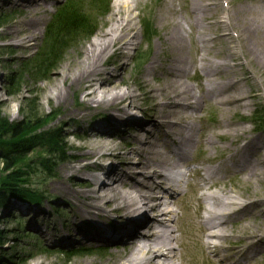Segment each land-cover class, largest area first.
<instances>
[{
  "label": "bare ground",
  "instance_id": "obj_1",
  "mask_svg": "<svg viewBox=\"0 0 264 264\" xmlns=\"http://www.w3.org/2000/svg\"><path fill=\"white\" fill-rule=\"evenodd\" d=\"M142 1L114 0L107 24L81 45L78 52L67 54L60 69L52 75L49 99L54 97L59 104L70 107L72 91L80 89L84 91L83 101L88 108L94 104L103 106L102 112L111 117L93 122L88 129L81 126L85 131L79 137L84 142L77 145L81 151L72 156L65 154L67 162L60 169L53 168L51 174H55L56 179L47 182L46 186L50 197L56 196L71 208L76 226L74 240L71 241L72 234L64 233L65 228L54 229L56 235L64 234L61 239L66 245L78 242L85 246L88 243L92 246L89 247L101 252L116 250V259L109 258L102 264H186L182 247L173 243L178 241L180 229L170 222L179 209L178 186L185 177L183 169L191 151L202 149L209 153L201 166L191 170L197 180L201 179V186L196 189L199 191L197 199L203 202L200 213L206 212L203 230L211 232L205 231V241L199 239L204 255L206 245L211 246L212 240L230 235L226 225L231 213L229 209L234 205L244 209L248 204L244 200L247 198L244 190L237 191L236 196L232 188L221 186L217 190L215 184L218 181L214 179L233 167L240 169L243 180L251 176L259 181L264 179V171L257 169V165L264 162L260 151L264 142L259 137L241 138L246 142L240 155L237 149L232 150L215 166L205 164L216 158L213 150L219 148L217 143L226 140L229 132L238 134L245 129L243 126L232 127L230 113L236 107L249 105L250 93H246L243 84L250 77L260 84L252 64L264 61V1L244 6L235 5L233 0H162V7L168 11L161 9L159 21L164 36L159 38L157 56L168 49V76L155 77L160 64L154 56L141 75H134L133 84H127L121 77L114 78L115 73L107 66L116 57H122L124 49L133 45L138 47L135 10ZM177 2L184 4L187 17L185 13L177 12ZM10 3L21 7L20 14L24 19L10 25L5 36L16 46L31 49L41 38L45 13L53 0H10ZM154 35L155 32L150 31V37ZM194 35L198 46L192 50L191 37ZM189 40L190 48L187 46ZM223 41L225 44L219 45ZM248 64L249 76L244 71V65ZM195 69L203 73L199 78V93L193 84L184 80H189L188 75ZM124 85H127L126 89ZM138 90L147 95L151 119L139 116L141 95ZM254 91L260 93L263 89ZM206 100L223 107L219 110L221 118L212 126L204 125V120L198 117L197 109L203 107ZM63 113L68 118L73 111L66 109ZM131 129H135L134 132ZM124 132L131 133L132 143L115 141L116 137H126ZM97 134L106 138L103 146L108 145V148L100 158L109 159L108 162L75 165L90 161L101 152L91 142ZM121 146L126 151L118 150ZM96 168H102L103 174H93L83 185L78 184L76 178L82 172ZM195 178L191 180L194 184ZM80 186L83 190L78 189ZM220 193L225 198H221ZM112 202L117 203V207H109ZM120 208L126 209L125 213ZM201 218V215L197 216L198 220ZM257 226L252 225L253 231L258 229ZM241 230L245 235L248 225H242ZM40 231L47 232L42 228ZM214 244V247L219 246L217 241ZM76 258L64 264H97L95 259ZM221 261L233 264L230 255L223 256Z\"/></svg>",
  "mask_w": 264,
  "mask_h": 264
},
{
  "label": "rangeland",
  "instance_id": "obj_2",
  "mask_svg": "<svg viewBox=\"0 0 264 264\" xmlns=\"http://www.w3.org/2000/svg\"><path fill=\"white\" fill-rule=\"evenodd\" d=\"M113 1L53 0L49 11L45 13L46 16L42 25L43 32L40 35L41 38L37 41L38 43L31 49H23L13 44L14 42L5 36L10 25L24 19V16L20 14L21 7L11 4L10 0H0V118L7 120L9 123L24 121V126L30 129L18 137H12L11 133H7L8 136L0 137V147L2 149L12 143L26 141L39 131L59 130L63 140V148L67 152L66 154L72 156L81 151L77 149V145L84 142L79 138L85 132L82 131L81 126L84 125L88 129L93 122L111 117L108 113L102 112V109L104 110L103 106L97 107L94 104L88 108L83 101L84 91L80 89L76 90L74 88L72 95L69 97L70 107L73 109L71 110L70 107L59 104L54 97L49 99L48 87L51 86L52 75L55 70L60 69V65L66 60L67 54L73 55L78 52L81 45L93 38L107 24L108 13L112 8ZM262 1L264 0H233V3L249 6ZM161 2L162 0H143L135 10V14H137L135 21L139 29L140 43L138 47L133 45L124 49V55L116 57L107 66L111 72L115 73L114 78L119 79L121 77L125 83L133 84L134 75H141L154 56L158 57L160 64L155 77L162 79L164 76H168L166 70L167 59L170 55L168 49L159 52L157 56L159 38L163 39L164 36L163 26L159 21L161 9L168 11L167 8L162 7ZM176 4L177 12L183 15L184 11H187L184 4L182 2ZM68 15H77L80 19L74 25L68 26L66 19ZM184 15L188 16L187 13ZM150 16L153 22L150 20ZM59 18L60 24H57ZM150 31L155 32L153 37H150ZM191 41L194 43L193 50L196 45L198 46L196 35L193 38L191 37ZM191 41H188V48H190ZM52 43L54 46L57 45L56 51L59 50L55 56H52L51 53ZM224 44L225 41L222 44L219 43V45ZM241 61L243 60L238 62ZM255 62L252 64L254 69L251 63L250 67L259 77L260 84L254 77H250L248 82L243 84L246 93H250L249 105L247 107H236L230 113V119L234 124L232 127L243 126L245 129L243 132L239 131L238 134L229 132L226 140L218 142L219 148L213 150L216 158L205 163L207 167L213 164L216 165L227 158L229 151L237 149L240 155L241 151L244 150L243 148H245L243 147L245 140L259 137L261 142H264V61ZM44 63L46 64L43 65ZM248 66L249 64L244 65L247 76L251 74V69L247 68ZM200 77H203V73L195 69L188 75L189 80L187 78H184V80L193 84L196 92L199 93ZM220 80L223 81V79ZM124 86V89H126L127 85ZM257 88H262L263 92L254 91ZM137 92L141 95L140 103H138L141 108L139 116L151 119V104L145 99L147 95L142 94L141 90ZM75 93L76 97L74 96ZM124 104L128 105V102ZM221 108L223 107L206 100L204 106L197 109L198 117L204 120V125L212 126L221 118L222 115L219 111ZM66 109L70 112L73 111L68 118L63 113ZM83 115H86L85 118ZM134 130L131 129L130 131L134 132ZM124 133H126V137H116L115 141L132 143L131 133ZM241 138H245V140ZM105 140V136L95 135L91 142L101 152L92 156L90 161L74 164L77 166L86 162L106 164L109 159L101 160L100 158L101 154L106 152L108 148V145L103 146ZM262 147L263 149L260 150L262 152L261 158L264 159V143ZM118 150L126 151L122 146ZM45 155V151L40 148L25 152L17 157L18 163L9 170L5 169L3 159L0 157V180L3 177L5 178L10 171L13 172L19 168L20 172H28L31 175L28 184L45 198L39 204L38 202L32 203L18 197H11L6 205L0 208V264H64L65 262H71L72 259L73 261L77 260L76 257L95 259L97 264H102L109 258L116 259V250L101 252L97 249L88 248L91 246L88 243L86 244L88 246L80 245L78 242L66 245L61 239L64 234H55V228H65L64 233L66 231L68 235L72 234L71 241H73L76 226L74 225L71 208L56 196V198L49 196L51 193L46 184L56 179L55 174H49L44 170L35 169L36 171H30L31 168L29 169L33 162H35L33 165H38L37 162ZM208 155L209 153L205 150L194 149L186 159L187 164L183 169L185 177L178 186L180 191L177 197L179 209H177L178 212L174 220L170 222L172 226L179 227L180 232H177V237L180 242L175 240L173 243L182 247L186 264H228L221 261L222 257L227 255L232 257L233 264H264V179L259 181L251 176L250 179L243 180L240 169L234 167L228 173L214 179L218 181L215 187H217V190L221 186L232 188L235 191V196L238 194L237 191L244 190L248 198V200L247 198L244 200L248 204L244 209H237L238 205H234L229 209L231 213L226 225L230 229V235L212 240L214 243L217 241L219 246L206 245L207 251L204 255L201 241L206 239L203 234L207 230H203L202 225L206 212L200 213V204L203 202L197 199L199 191L197 192L196 189L197 186H201V179L197 180L191 174V170L201 166ZM52 157L55 159L54 170L60 169L67 162V159L56 153ZM258 168L264 171V162L259 163ZM96 169L82 172V175L76 178L78 184L83 185L85 180H89V177L97 172H101L100 175H102L103 171H99L102 168ZM247 175L245 174V176ZM194 178L196 180L195 184L193 181L191 182ZM11 180V178L8 180L9 184ZM18 184L22 185L23 183L19 182ZM28 184L26 183V185ZM83 188L78 187L79 190H83ZM219 195L221 198H225L223 194L220 193ZM117 205V203L112 202L109 207L115 208ZM120 209L123 211L122 213H125L126 209ZM198 215L202 216L200 220L197 219ZM242 225H248L245 235L241 230ZM252 225H258V229L253 231L255 229ZM41 228L47 231L46 234H43V231L39 232ZM144 231L146 232L147 229ZM246 250L248 251L244 254ZM178 253L181 254L180 250ZM238 260L240 261L238 262Z\"/></svg>",
  "mask_w": 264,
  "mask_h": 264
},
{
  "label": "trees",
  "instance_id": "obj_3",
  "mask_svg": "<svg viewBox=\"0 0 264 264\" xmlns=\"http://www.w3.org/2000/svg\"><path fill=\"white\" fill-rule=\"evenodd\" d=\"M68 26H72L79 21L77 15L66 16ZM66 23V22H65ZM57 24H60V18ZM52 56H55L59 50L56 51L57 45L54 46L52 43ZM44 63L43 65H45ZM47 67V66H46ZM29 127L24 126V121L9 123L7 120L0 118V137L8 136L7 133H11L12 137H18L28 132ZM61 133L59 130H43L31 136L26 141L20 143H12L9 146H4L2 149L0 147V157L3 159L5 164V169L9 170L13 168L18 163V158L25 152L35 150L37 148L43 149L46 153L45 157L37 162L38 165H33V162L29 169L34 171L38 169L39 171H47L49 174L53 171L55 159L52 157L55 153L64 158L66 154L63 148V140L61 138ZM52 157V158H51ZM19 169V168H18ZM16 169L13 172H9L5 178L0 180V208L6 205V202L11 197H18L28 202L39 204L44 200V196L40 194L35 188L29 185L31 175L28 172H20V169ZM36 171V170H35ZM12 179L9 184V179ZM22 182V185L18 183ZM26 183L28 185H26Z\"/></svg>",
  "mask_w": 264,
  "mask_h": 264
}]
</instances>
